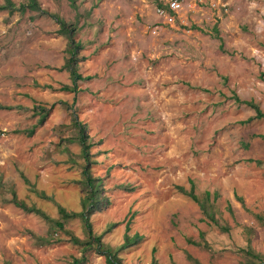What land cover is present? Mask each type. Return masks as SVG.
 Segmentation results:
<instances>
[{"label": "rangeland", "instance_id": "1", "mask_svg": "<svg viewBox=\"0 0 264 264\" xmlns=\"http://www.w3.org/2000/svg\"><path fill=\"white\" fill-rule=\"evenodd\" d=\"M35 2L0 9V264L81 253L69 237L87 240L82 222L57 211H80L84 195L71 114L106 198L93 234L113 248L141 235L121 264H264V117L247 121L253 110L233 99L264 113V0H181L171 23L156 0H75L76 15L66 0ZM52 15L77 28L76 69L89 78L75 92L59 89L71 80ZM190 185L199 203L180 192Z\"/></svg>", "mask_w": 264, "mask_h": 264}, {"label": "trees", "instance_id": "2", "mask_svg": "<svg viewBox=\"0 0 264 264\" xmlns=\"http://www.w3.org/2000/svg\"><path fill=\"white\" fill-rule=\"evenodd\" d=\"M5 1L7 3V6H4V7L0 6V9L5 8V9H8L9 11H11L12 9H16L19 12H23L25 8H28L30 10H38V6L35 0H28L26 4H20L17 8H13V4L11 3L10 0H5ZM66 1L68 2V6L75 12V15H76L77 5L75 3V0H66ZM156 7H159L165 10L166 6L163 5L161 2H159L158 0H156ZM42 13H45V12H42ZM52 17L55 19L56 23L58 24V33L61 35H64L67 39L68 56L67 58H65V61L62 67L65 68L69 72V76L71 80L70 86L63 85V86H60L59 89L62 91L75 92L76 81L89 78V76L82 77L77 72V69H76V64L79 61L77 54H78V51L82 49L81 43L78 40L73 39V35L77 28L75 26V23H66L61 18L55 15H52ZM262 81L264 82V78H262ZM233 99L237 102H240L250 107L253 110L254 112L253 115L247 118L246 119L247 121L251 119H258V118L264 117V113L251 100H247V101L238 100L236 96H233ZM45 115H46L45 112L41 113L39 117V122H41L44 119ZM71 120H72V124L74 125V127L77 128L78 133H77L76 140L80 145L81 157L84 160V164L81 170L82 180L80 181L81 187L84 190L83 191L84 195L82 199L80 200V204L82 207L80 211L78 212L66 211L60 205H57V211L60 214L61 218L67 219V218L77 217L82 222V225L84 229L86 230L87 240L79 241L74 236L69 237V241L72 244L81 245V248H80L81 253L80 255L76 257H71L68 264H85L87 261L86 252H89V251H93L95 254L102 256L105 264H121L120 259L117 256V252L132 244H135L141 238V235H138L137 233H133L132 235L129 236L126 233H124L122 243L116 248H113L101 242L100 234H93L91 230V224L89 221V215L92 212L99 211L102 208V206L106 204V198L100 195L98 178H94L89 175L88 167H89L90 160H89L88 148L90 144L89 142H87V134L85 132V125L77 121L74 114H71ZM32 133H33V128L28 129L26 131L27 136H30ZM191 187L192 185H190V190L187 192H184L181 190L180 192H183L184 194H186L188 197H190L192 201L198 202L196 196L192 192ZM37 195L42 198H47L44 196L43 193L38 192ZM11 203L27 213L39 214L46 222L50 223L51 225L53 224L59 229H61L63 226V224L60 221L56 219H50L48 216L41 213L35 207L27 206L23 202L15 200L14 197H12ZM254 217H255V220H257L261 225L264 226V214H255ZM126 230H127V227L125 228V231ZM41 240L43 241L44 239L41 238ZM194 263L199 264L196 261H194Z\"/></svg>", "mask_w": 264, "mask_h": 264}, {"label": "built area", "instance_id": "3", "mask_svg": "<svg viewBox=\"0 0 264 264\" xmlns=\"http://www.w3.org/2000/svg\"><path fill=\"white\" fill-rule=\"evenodd\" d=\"M163 5H165V10L159 7H156V13L164 18L165 22L170 23L174 19V14L181 8V0H158Z\"/></svg>", "mask_w": 264, "mask_h": 264}, {"label": "crops", "instance_id": "4", "mask_svg": "<svg viewBox=\"0 0 264 264\" xmlns=\"http://www.w3.org/2000/svg\"><path fill=\"white\" fill-rule=\"evenodd\" d=\"M171 23V22H170Z\"/></svg>", "mask_w": 264, "mask_h": 264}]
</instances>
